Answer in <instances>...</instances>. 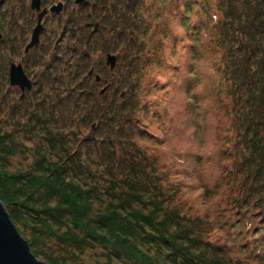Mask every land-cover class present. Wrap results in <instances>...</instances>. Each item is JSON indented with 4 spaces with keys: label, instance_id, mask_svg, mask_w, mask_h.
<instances>
[{
    "label": "trees",
    "instance_id": "16d2710c",
    "mask_svg": "<svg viewBox=\"0 0 264 264\" xmlns=\"http://www.w3.org/2000/svg\"><path fill=\"white\" fill-rule=\"evenodd\" d=\"M56 1L71 11L42 29L27 66L32 87L21 99L5 84L0 58V201L30 253L45 264H67L57 257L64 258L60 244L75 253L96 242L128 264H264V0H201L200 21H191L208 35L215 92L231 116L222 136L230 163L216 177L225 172L229 179L219 208L239 214L241 250L221 238L214 244L212 234L207 239L219 229L216 220L207 211L184 215L172 196L186 194V183H173L168 167L149 155L150 116L164 124L165 102L191 80L181 76L182 40L169 26L182 17V0L44 4ZM187 7L186 22L193 14ZM193 33L190 48L197 46ZM108 53L116 57L113 71ZM13 134L40 140L26 179L5 170L8 157L24 154ZM103 197L110 203L93 215Z\"/></svg>",
    "mask_w": 264,
    "mask_h": 264
},
{
    "label": "rangeland",
    "instance_id": "374dc122",
    "mask_svg": "<svg viewBox=\"0 0 264 264\" xmlns=\"http://www.w3.org/2000/svg\"><path fill=\"white\" fill-rule=\"evenodd\" d=\"M56 2L53 4H56ZM166 4L167 0L163 1V5L166 6ZM187 5H190L189 10L193 11L188 22L182 18L185 15V10L188 9ZM200 5L201 0H182L179 3V7L183 11L182 17L177 15V17L174 16V18L169 20L170 28L182 40L179 54L184 55L183 67L187 68L185 69L187 73L184 71L181 76L191 80L185 81L187 86L185 85L182 90V84L178 83L177 91L174 90L175 92H172V99L165 102L170 111L168 110L169 113L163 115L164 124L156 121L154 116H150L151 133L153 132V135H150L148 139L154 146L150 143L153 152H149V155L152 158L156 155L160 164L168 167V176L171 174L170 180L173 183L179 181L186 183V194L177 193L172 196L175 197L173 203L182 210L184 215L193 219V217L207 211L216 220L217 228L219 229H217V232L207 234V239L209 240L210 234H212L214 244H216L215 240L221 238L222 240H228L231 245L236 244L240 249L239 245L243 244L244 241L238 235L237 226H239V223H236V220L240 218L239 214L236 212L233 214L228 213L226 211L228 207L219 208L221 199L223 200L229 192V179L226 175L223 178L225 172L220 177L216 176L220 171H223V164L229 165L230 163L229 159L224 155L228 145L222 140L224 138L222 136L224 129L227 134L231 116L224 113L223 105H221V101L215 92L216 75L212 69V59L205 54V48L208 44V35L204 32L205 28L201 27L200 31L191 28V21H200L199 18L201 17L195 14L196 10L201 13ZM173 6H175V3ZM70 11L71 8L65 6L63 15ZM55 20L56 18L48 20V22L43 23V27L48 29ZM32 21L31 28L34 25V20ZM214 21L215 18L212 17L207 20V23L211 25ZM189 30L195 32L193 33V40L197 41V46L194 48L189 47L190 41L187 39ZM33 51L28 56L27 66L37 54V52ZM190 57L191 61H189ZM39 70L37 67L33 71L39 73ZM26 72L28 75V67ZM29 78L32 80L31 76ZM177 79L175 74L171 75L172 81H177ZM3 83H5L4 80ZM5 84L9 85L7 82ZM104 87L107 89V86ZM23 95L24 93L22 94L20 91L19 98L21 99ZM2 105L5 107V102ZM146 120L147 122L149 121V115ZM12 136H14L12 138L17 143L16 146L24 154L8 157L7 163L4 162L5 170L9 176H20L22 179H26V175L32 172L33 162L36 159V155L32 150L34 140H40L35 138L32 141H24L17 134ZM219 150L221 151L220 155ZM164 191L168 193L167 190L164 189ZM99 201L98 205L94 206L93 215H97L103 207L110 203L108 197L100 198ZM59 247L63 248L64 252L61 254L64 258L57 257L67 260V264H128L126 259L113 258L104 245L96 242L82 252L76 251L75 253L73 249L63 247L61 244ZM251 248L252 246H250V250ZM255 253L256 256L262 255L259 246L256 248ZM152 255L156 256L154 253ZM167 264L170 263L167 262Z\"/></svg>",
    "mask_w": 264,
    "mask_h": 264
},
{
    "label": "water",
    "instance_id": "95a60500",
    "mask_svg": "<svg viewBox=\"0 0 264 264\" xmlns=\"http://www.w3.org/2000/svg\"><path fill=\"white\" fill-rule=\"evenodd\" d=\"M84 0H74V4L78 5ZM63 4L57 2L52 4L48 9L40 11V0H31L30 9L37 11L36 24L32 29L30 40L25 47V52H28L39 42V35L43 29L42 18L48 10L49 13L59 15L62 11ZM1 38V35H0ZM105 64L111 71L115 68L116 57L110 53L105 56ZM91 70L88 72L90 73ZM95 80L99 82L100 77L95 75ZM10 86H17L22 94L25 90L30 91L32 87L31 81L23 73L20 65H11L9 70ZM106 87L99 91V95H103ZM124 93H121V97ZM0 264H45L38 261L29 250L27 242L19 235L14 224L11 222L9 214L7 213L4 205L0 202Z\"/></svg>",
    "mask_w": 264,
    "mask_h": 264
},
{
    "label": "flooded vegetation",
    "instance_id": "af4514ba",
    "mask_svg": "<svg viewBox=\"0 0 264 264\" xmlns=\"http://www.w3.org/2000/svg\"><path fill=\"white\" fill-rule=\"evenodd\" d=\"M44 1L45 0H40V11L44 8L48 9L52 5H45ZM61 3L63 4V8L60 14L55 15L49 13V11L47 10L42 18V25L43 23L48 22V20L58 18L60 15L64 14L63 12L65 10L66 4L63 1H61ZM1 6L2 9H0V48L4 47V50L0 51V58L2 61L3 68L6 69V82L10 85L9 70L11 65H20L23 70V73L27 77L26 71L28 56L30 55V52L33 51L35 46L28 52H25V47L30 40L31 32L33 27L35 26L38 12L34 10L32 11L31 9V12H29L28 8H30L31 6V0H0V7ZM28 20H34V25L31 28L29 34L27 30ZM40 40L41 33L39 35L38 43H40Z\"/></svg>",
    "mask_w": 264,
    "mask_h": 264
}]
</instances>
